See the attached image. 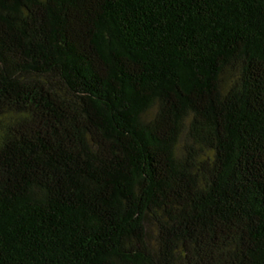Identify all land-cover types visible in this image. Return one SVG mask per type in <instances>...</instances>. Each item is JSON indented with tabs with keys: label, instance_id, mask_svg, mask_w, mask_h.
<instances>
[{
	"label": "trees",
	"instance_id": "1",
	"mask_svg": "<svg viewBox=\"0 0 264 264\" xmlns=\"http://www.w3.org/2000/svg\"><path fill=\"white\" fill-rule=\"evenodd\" d=\"M0 264H264V0H0Z\"/></svg>",
	"mask_w": 264,
	"mask_h": 264
}]
</instances>
